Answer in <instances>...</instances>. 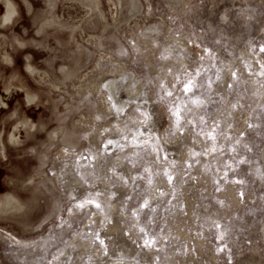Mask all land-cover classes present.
Returning <instances> with one entry per match:
<instances>
[{
  "label": "clouds",
  "instance_id": "9594fccd",
  "mask_svg": "<svg viewBox=\"0 0 264 264\" xmlns=\"http://www.w3.org/2000/svg\"><path fill=\"white\" fill-rule=\"evenodd\" d=\"M0 264H264V0H0Z\"/></svg>",
  "mask_w": 264,
  "mask_h": 264
}]
</instances>
